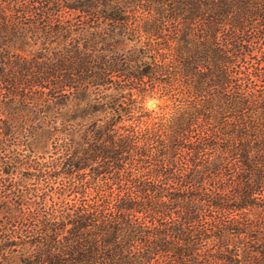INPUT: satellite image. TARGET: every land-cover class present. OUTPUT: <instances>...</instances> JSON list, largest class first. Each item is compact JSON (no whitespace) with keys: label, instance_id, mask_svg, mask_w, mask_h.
<instances>
[{"label":"trees","instance_id":"trees-1","mask_svg":"<svg viewBox=\"0 0 264 264\" xmlns=\"http://www.w3.org/2000/svg\"><path fill=\"white\" fill-rule=\"evenodd\" d=\"M0 264H264V0H0Z\"/></svg>","mask_w":264,"mask_h":264},{"label":"rangeland","instance_id":"rangeland-1","mask_svg":"<svg viewBox=\"0 0 264 264\" xmlns=\"http://www.w3.org/2000/svg\"><path fill=\"white\" fill-rule=\"evenodd\" d=\"M146 106L148 109L155 110V109H157V101L155 99H152V100L147 102Z\"/></svg>","mask_w":264,"mask_h":264}]
</instances>
